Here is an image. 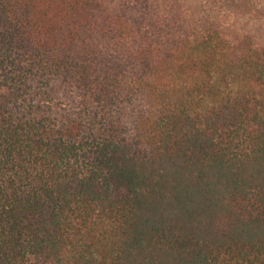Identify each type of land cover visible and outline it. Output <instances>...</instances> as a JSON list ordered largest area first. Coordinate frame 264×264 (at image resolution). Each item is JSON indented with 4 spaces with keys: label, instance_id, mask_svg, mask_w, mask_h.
<instances>
[{
    "label": "trees",
    "instance_id": "1",
    "mask_svg": "<svg viewBox=\"0 0 264 264\" xmlns=\"http://www.w3.org/2000/svg\"><path fill=\"white\" fill-rule=\"evenodd\" d=\"M0 264H264V0H0Z\"/></svg>",
    "mask_w": 264,
    "mask_h": 264
}]
</instances>
